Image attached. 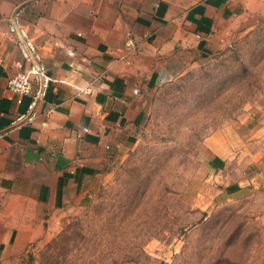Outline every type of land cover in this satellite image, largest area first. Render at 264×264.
<instances>
[{
  "label": "crops",
  "instance_id": "obj_1",
  "mask_svg": "<svg viewBox=\"0 0 264 264\" xmlns=\"http://www.w3.org/2000/svg\"><path fill=\"white\" fill-rule=\"evenodd\" d=\"M263 24L264 0H0V264H32L28 256L112 179L140 140L159 85ZM33 64L50 83L24 122L32 97L8 81ZM204 145L211 169L236 175L218 192L234 197L248 187L264 220V152L249 154L226 132ZM231 155L234 175L223 171Z\"/></svg>",
  "mask_w": 264,
  "mask_h": 264
},
{
  "label": "rangeland",
  "instance_id": "obj_2",
  "mask_svg": "<svg viewBox=\"0 0 264 264\" xmlns=\"http://www.w3.org/2000/svg\"><path fill=\"white\" fill-rule=\"evenodd\" d=\"M221 132L251 155L264 152V24L157 87L128 158L29 261L264 264L262 201L248 187L227 192L237 191L234 197L218 192L230 189L236 175L219 176L221 168L207 165L212 153L204 142ZM231 157L223 171L235 174Z\"/></svg>",
  "mask_w": 264,
  "mask_h": 264
},
{
  "label": "built area",
  "instance_id": "obj_3",
  "mask_svg": "<svg viewBox=\"0 0 264 264\" xmlns=\"http://www.w3.org/2000/svg\"><path fill=\"white\" fill-rule=\"evenodd\" d=\"M50 77L41 64H33L27 72L18 73L8 81V88L16 93L32 97L28 113L20 116V121L29 122L36 114L38 106L46 98Z\"/></svg>",
  "mask_w": 264,
  "mask_h": 264
}]
</instances>
